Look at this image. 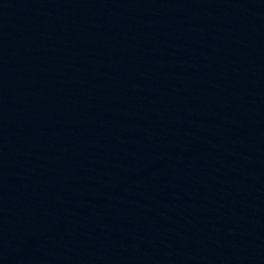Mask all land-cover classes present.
<instances>
[{"label": "water", "instance_id": "1", "mask_svg": "<svg viewBox=\"0 0 264 264\" xmlns=\"http://www.w3.org/2000/svg\"><path fill=\"white\" fill-rule=\"evenodd\" d=\"M0 264H264V0H0Z\"/></svg>", "mask_w": 264, "mask_h": 264}]
</instances>
